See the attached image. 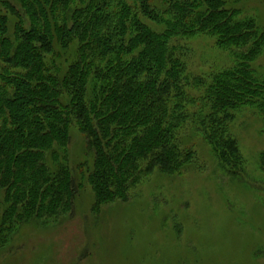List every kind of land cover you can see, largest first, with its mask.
Listing matches in <instances>:
<instances>
[{"label":"trees","instance_id":"16d2710c","mask_svg":"<svg viewBox=\"0 0 264 264\" xmlns=\"http://www.w3.org/2000/svg\"><path fill=\"white\" fill-rule=\"evenodd\" d=\"M229 4L0 0L3 226L72 212L81 183L60 157L73 127L87 137L85 173L100 203L126 198L145 172L179 171L193 154L180 138L187 123L226 158L227 121L245 106L264 107L252 66L264 30ZM200 34L234 65L193 74L183 40Z\"/></svg>","mask_w":264,"mask_h":264},{"label":"rangeland","instance_id":"374dc122","mask_svg":"<svg viewBox=\"0 0 264 264\" xmlns=\"http://www.w3.org/2000/svg\"><path fill=\"white\" fill-rule=\"evenodd\" d=\"M229 3L264 30V0ZM183 43L181 55L195 75L235 63L213 37ZM252 66L264 82V50ZM187 124L179 131L193 150L185 165L174 173L145 172L126 198L108 203L98 202L88 183L93 154L73 127L60 159L81 183L74 209L7 229L9 203L0 186V264H264V107L245 106L227 121L226 158Z\"/></svg>","mask_w":264,"mask_h":264}]
</instances>
